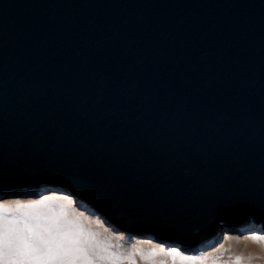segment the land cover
<instances>
[{"label":"water","instance_id":"95a60500","mask_svg":"<svg viewBox=\"0 0 264 264\" xmlns=\"http://www.w3.org/2000/svg\"><path fill=\"white\" fill-rule=\"evenodd\" d=\"M41 186L167 242L264 224V0H0V191Z\"/></svg>","mask_w":264,"mask_h":264},{"label":"snow or ice","instance_id":"6c2138e0","mask_svg":"<svg viewBox=\"0 0 264 264\" xmlns=\"http://www.w3.org/2000/svg\"><path fill=\"white\" fill-rule=\"evenodd\" d=\"M72 201L58 197L0 205V264H156L158 255L179 258L180 264H205L207 257L185 256L178 251H148L134 246L120 252L84 226L71 209ZM264 243V236L250 237ZM237 256L234 264H243ZM251 257H249V261Z\"/></svg>","mask_w":264,"mask_h":264},{"label":"rangeland","instance_id":"374dc122","mask_svg":"<svg viewBox=\"0 0 264 264\" xmlns=\"http://www.w3.org/2000/svg\"><path fill=\"white\" fill-rule=\"evenodd\" d=\"M53 193L47 191L42 195L33 194L28 198H17L15 194H11L2 197L3 192L0 191V205H12L15 201H20L22 203H28L30 201L48 199L53 197H58L61 199H67L72 201L71 209L76 213L77 216L82 218L84 226L90 229L92 232L98 234V238L101 241H107L115 249L120 252H127L131 250L134 246L143 247L145 251H148L152 246L157 249L163 248L166 252L168 251H178L185 256H195V257H207V264H234L235 258L241 256L242 254H251V244L256 242L264 247V243L253 241L250 237L253 236H264V224L255 222L251 219L244 220L239 225L240 227H235L236 230L230 228H222L219 231H215L210 235L207 243H175L167 242L162 239L132 232L127 233L121 227H113L112 223H108L103 217H101L98 212L88 207L85 202L75 200L73 194L66 192L64 190L51 189ZM33 192H31L32 194ZM8 197V198H7ZM87 205V206H86ZM246 221V222H245ZM252 225V230H247L249 226ZM260 226V228H259ZM258 227V228H257ZM233 228V227H232ZM243 229V230H242ZM207 241V240H206ZM211 243V244H210ZM209 244V246H208ZM206 246L205 248H199L201 246ZM253 259L243 260V264H264V262L256 263V258L258 255L254 253L251 255ZM155 259L156 264H173V257L167 255H158ZM166 261H169L167 263ZM255 261V262H254ZM136 264H146L139 256L135 257ZM176 264H180L179 258H175Z\"/></svg>","mask_w":264,"mask_h":264},{"label":"bare ground","instance_id":"6f19581e","mask_svg":"<svg viewBox=\"0 0 264 264\" xmlns=\"http://www.w3.org/2000/svg\"><path fill=\"white\" fill-rule=\"evenodd\" d=\"M233 230H236V228L233 226ZM251 254H242L241 252V256L244 258V260H249V257H251V259H253V257L251 255H254V253H257V257H255L257 260H256V263L259 262H264V247L261 245V244H258L256 242H253L251 244ZM157 260V259H156ZM167 263H169V261H166ZM255 262V261H254ZM208 262H206L207 264Z\"/></svg>","mask_w":264,"mask_h":264},{"label":"trees","instance_id":"16d2710c","mask_svg":"<svg viewBox=\"0 0 264 264\" xmlns=\"http://www.w3.org/2000/svg\"><path fill=\"white\" fill-rule=\"evenodd\" d=\"M52 188H43V189H39V190H33V191H28V192H23V193H17V194H15L16 196L15 197H17V198H28V197H33V196H31V195H33V194H38V195H42L43 193H47V191H49L50 193H53L52 191H50ZM54 190V189H53ZM31 192H33L32 194H31ZM8 198V197H7ZM72 198H74L75 199V197H72ZM75 200H78V199H75ZM79 201V200H78ZM258 228V227H257ZM259 228H260V226H259ZM243 230V229H242ZM247 230H252V225H250L249 226V228L247 229ZM211 244V243H210ZM208 246H209V244H208ZM206 246H204L203 248H205ZM202 248V249H203Z\"/></svg>","mask_w":264,"mask_h":264}]
</instances>
